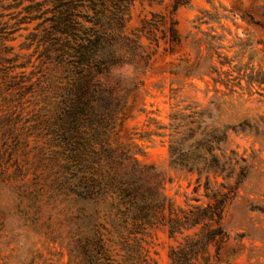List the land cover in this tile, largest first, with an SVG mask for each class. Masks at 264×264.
Segmentation results:
<instances>
[{"label": "rangeland", "instance_id": "374dc122", "mask_svg": "<svg viewBox=\"0 0 264 264\" xmlns=\"http://www.w3.org/2000/svg\"><path fill=\"white\" fill-rule=\"evenodd\" d=\"M173 2L134 0L129 7L122 33L136 36L147 57L139 58V67L124 62L112 69L136 86L119 98L109 144L126 145L140 165H153L160 191L175 206L223 202L220 224L227 239L209 245L212 260L264 264V0H190L175 9ZM203 10L213 18L199 24L195 19ZM0 11L3 20H17L15 30L0 36V63L11 57L10 71L33 72L31 80L41 81L32 87L26 81L14 96L27 106L29 134L25 140L19 134L17 144L0 154V264H94L85 240L98 222L113 264H168L169 248L180 238L169 237L156 218L131 227L137 242L121 249L115 234L102 229L103 218L89 217L92 204L55 194L50 147L42 144L45 126L33 122L53 121L61 69L45 60L29 35L41 31L38 19L19 20L27 13L22 5ZM222 15L227 18H216ZM205 132L219 160L214 170L199 172L171 161V136L182 137L187 147L201 142ZM125 251L128 258H122Z\"/></svg>", "mask_w": 264, "mask_h": 264}, {"label": "trees", "instance_id": "16d2710c", "mask_svg": "<svg viewBox=\"0 0 264 264\" xmlns=\"http://www.w3.org/2000/svg\"><path fill=\"white\" fill-rule=\"evenodd\" d=\"M133 1L11 0L4 4L0 0L3 9L22 5L27 13L19 15V20H39L36 29L40 26L41 31L29 35L36 40V47H41L45 60L56 63L61 69L53 121L33 122L35 126H45L42 144L50 147V185L58 198L92 204L89 217H102L106 226L102 229L111 236L115 234V242L121 249L137 242L130 237L131 227L143 228L151 218H156V222L166 227L169 237L180 238L169 248L168 264H221L211 259L208 249L210 244L227 239L220 224L223 202L188 205L187 209L175 206L160 191L161 177L153 165H140L126 145L109 144L108 134L119 98L136 86L112 69L124 62L139 67V58L147 57L136 36L122 33ZM189 2L174 0L173 9ZM2 16L0 11V36L4 38V33L15 30L17 20L10 23ZM222 17L227 18L226 15L216 18ZM212 18L203 10L195 20L201 24ZM1 60L6 65L0 63V93L6 100L0 114V154H5L17 144L19 134L25 140L30 128L26 122L27 106L14 96L26 81L31 87L41 81L31 80L33 72L25 76L24 71L19 74L10 71L11 57H1ZM47 74L48 71L42 74L44 79ZM189 133L193 134L192 128ZM208 136L205 132L201 142L187 147L180 142L182 137L177 140L171 136V161L199 172L214 170L212 164L219 165V160L211 154L212 148L207 147ZM207 152L213 163L209 162ZM79 211L84 210L79 207ZM99 228V222L91 224L86 244L92 246L94 264H113ZM190 230L192 233H188ZM110 238L108 240L112 241ZM125 252L122 258L129 257L128 251Z\"/></svg>", "mask_w": 264, "mask_h": 264}]
</instances>
